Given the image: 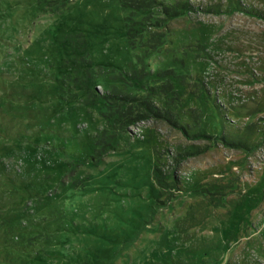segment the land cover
Instances as JSON below:
<instances>
[{
	"label": "rangeland",
	"instance_id": "374dc122",
	"mask_svg": "<svg viewBox=\"0 0 264 264\" xmlns=\"http://www.w3.org/2000/svg\"><path fill=\"white\" fill-rule=\"evenodd\" d=\"M214 263L264 264V0H0V264Z\"/></svg>",
	"mask_w": 264,
	"mask_h": 264
},
{
	"label": "trees",
	"instance_id": "16d2710c",
	"mask_svg": "<svg viewBox=\"0 0 264 264\" xmlns=\"http://www.w3.org/2000/svg\"><path fill=\"white\" fill-rule=\"evenodd\" d=\"M145 34V31L143 30V32L142 33H140L139 34V38L140 39H142L143 38V36H141V35H144ZM132 35V37H133V33L132 34H130V36ZM138 34H136V35H134V36H137ZM130 39V38H129ZM135 41H133L132 43H134ZM135 81V80H134ZM131 83H133V82H131ZM173 83H175L174 81H173ZM133 85H135V84H133ZM111 94L110 95H112V96H115V94H113L114 92H110ZM130 93V92H129ZM120 95H123L124 96V99L123 100H121L120 98H117V97H114L113 99H116V101L113 103L111 100H109V99H111V97L110 96H107L106 98H107V101H108V103H109V109H112V110H114V112L115 111H118L117 109H119V108H121L123 105L125 106V108L124 109H129L130 111H137V110H139L140 108L142 109V107L144 106V105H146V109H148V106L149 107H151L149 104H144L142 107L141 106H139V101H138V99L137 98H140L139 96L140 95H135V96H130V94H124V93H122V94H120ZM118 96V95H117ZM130 98H132V99H130ZM133 98H134V100H133ZM110 103H111V105H110ZM142 105V104H141ZM123 108V107H122ZM109 112V111H108ZM104 113H106V111L104 112ZM105 116V115H104ZM108 114H106V119H107V122H110V123H115V122H117L118 120L120 121L119 123L121 124V123H124L125 121H124V119H122V118H124L123 116V114H122V111L120 110V111H118V113H117V116L115 117V118H111L110 120L108 119ZM161 117H164V116H161ZM170 119H171V117H169ZM117 121H116V120ZM172 120V119H171ZM172 121H174V122H176V120H172ZM128 122L129 123H133V121H131V120H128ZM180 125V124H179ZM181 126V125H180ZM161 173V172H160ZM158 171H157V175H156V181H157V183L159 184V185H161V186H163V188H164V186H166V185H168V180H169V175H165V173H162V175L160 174ZM175 181H179V179L178 178H175ZM179 183V182H178ZM166 189V188H165ZM195 192H193V194H194V196H196V199L197 198H199V197H201L202 195H206V194H208V191L207 190H203V191H200V190H198V191H196V190H194ZM221 198H219L218 200H220ZM216 200V199H215ZM201 255V259H205V255H203L202 253L200 254ZM197 258V257H196ZM214 262V261H213ZM215 264V263H214Z\"/></svg>",
	"mask_w": 264,
	"mask_h": 264
}]
</instances>
